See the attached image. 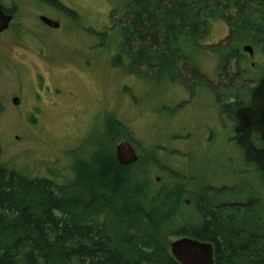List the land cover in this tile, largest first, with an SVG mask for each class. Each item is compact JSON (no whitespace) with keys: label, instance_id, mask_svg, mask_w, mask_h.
<instances>
[{"label":"trees","instance_id":"trees-1","mask_svg":"<svg viewBox=\"0 0 264 264\" xmlns=\"http://www.w3.org/2000/svg\"><path fill=\"white\" fill-rule=\"evenodd\" d=\"M36 2L78 21L59 0ZM126 11L129 21L117 29L111 62L146 82L151 81L150 72L170 80L179 77L178 55L201 47L214 21L228 27L225 46L232 55L233 48L246 43L264 55V0H124L122 13ZM135 39L136 52L130 53L129 41ZM214 53L222 64L230 58L227 50ZM107 117L104 135L111 147L101 146L84 159L74 157L69 181L30 177L0 163V264H179L168 247L172 238L186 234L214 244V264H228V257L244 253L252 264H264V245L246 251L244 240L223 239L219 223L210 232L202 227L187 230L186 225V230L166 228L187 198L185 184L176 182L172 171L171 150L154 147L151 157L139 156L135 164L120 166L114 146L131 133L114 116ZM158 150L164 152L161 158ZM2 154L0 143V158Z\"/></svg>","mask_w":264,"mask_h":264},{"label":"rangeland","instance_id":"rangeland-1","mask_svg":"<svg viewBox=\"0 0 264 264\" xmlns=\"http://www.w3.org/2000/svg\"><path fill=\"white\" fill-rule=\"evenodd\" d=\"M59 1L78 15L79 24L36 0H0L3 8L16 15L11 29L0 35V163L12 164L30 177H47L55 183L69 181L74 157L84 159L101 146L111 147L104 135L109 115L131 133L122 141L128 140L138 157H151L154 147L170 149L174 119L163 113H170L165 106H171L187 90L193 93L197 73L206 79L216 77L213 73L224 63L215 51L227 50L226 56L231 57V49L225 46L229 35L226 24L212 22L211 34L201 47L188 48L191 60L178 55L179 79L156 77L150 72L151 81L146 82L126 75L111 62L110 55L117 52V29L129 21L127 11L122 13L124 0ZM40 16L59 22V28H48L39 21ZM129 44L133 47L130 51L126 44L129 52H136L137 39ZM250 45L233 50L242 53L243 47ZM251 46L254 54L247 64L253 67L248 75L261 78L264 55ZM122 53L125 55L124 50ZM252 86L244 81V75L224 84L225 91L233 94L238 88ZM14 97L20 99L17 106L11 103ZM162 155L164 152L158 150V157ZM158 177L161 175L154 176ZM180 204L177 218L164 226L183 230L186 225L187 230H194L193 225L200 223L197 213ZM183 237L192 238L186 234L170 243Z\"/></svg>","mask_w":264,"mask_h":264},{"label":"flooded vegetation","instance_id":"flooded-vegetation-1","mask_svg":"<svg viewBox=\"0 0 264 264\" xmlns=\"http://www.w3.org/2000/svg\"><path fill=\"white\" fill-rule=\"evenodd\" d=\"M242 51H235L216 69L215 78L206 79L197 73L193 93L187 90L179 100L176 97V102L165 106L170 113H165L174 118L170 150L176 182L181 180L186 186L187 198L182 203L192 207L200 221L193 229L202 227L210 232L214 223H219L224 240H244L242 244L249 251L255 244L264 245V172L245 156L238 143L237 113L252 106V90L264 75H248L253 64H247V59L254 50L252 47V52ZM182 55L191 60L188 52ZM241 75L245 82L253 84L250 90L243 87L236 94L225 91L228 79ZM249 141L256 149L264 148V140L257 133L251 132ZM159 180L156 178V182ZM247 256L244 253L228 257V264L251 263Z\"/></svg>","mask_w":264,"mask_h":264},{"label":"water","instance_id":"water-1","mask_svg":"<svg viewBox=\"0 0 264 264\" xmlns=\"http://www.w3.org/2000/svg\"><path fill=\"white\" fill-rule=\"evenodd\" d=\"M12 21L13 15L5 13L3 6L0 5V34L10 28ZM39 21L51 29H57L60 26L59 22L51 21L44 16H40ZM243 49L252 52L250 46H244ZM11 103L17 106L20 99L14 97ZM251 103L252 106L244 107L237 113L239 124L236 131L240 133L238 143L244 148L245 156L253 160L259 170L264 172V148L256 149L249 141L251 132L259 134L264 140V78L260 79L253 88ZM114 151L116 161L120 166H129L138 160L136 150L127 141H121L115 146ZM170 253L179 264H214L213 246L208 242L183 237L170 243Z\"/></svg>","mask_w":264,"mask_h":264},{"label":"bare ground","instance_id":"bare-ground-1","mask_svg":"<svg viewBox=\"0 0 264 264\" xmlns=\"http://www.w3.org/2000/svg\"><path fill=\"white\" fill-rule=\"evenodd\" d=\"M64 83V82H63ZM169 254L171 255V253H170V250H169ZM172 256V255H171Z\"/></svg>","mask_w":264,"mask_h":264}]
</instances>
